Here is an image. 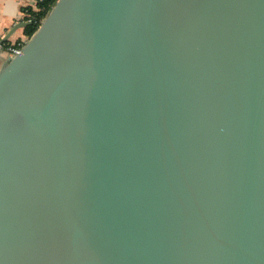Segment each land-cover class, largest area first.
<instances>
[{
	"label": "water",
	"instance_id": "1",
	"mask_svg": "<svg viewBox=\"0 0 264 264\" xmlns=\"http://www.w3.org/2000/svg\"><path fill=\"white\" fill-rule=\"evenodd\" d=\"M0 264H264V0H56L0 67Z\"/></svg>",
	"mask_w": 264,
	"mask_h": 264
},
{
	"label": "crops",
	"instance_id": "2",
	"mask_svg": "<svg viewBox=\"0 0 264 264\" xmlns=\"http://www.w3.org/2000/svg\"><path fill=\"white\" fill-rule=\"evenodd\" d=\"M35 0H0V37L2 38L11 27L22 21H27V7L34 4ZM24 27L18 28L10 37L8 42L14 43L17 40H25ZM9 53L6 46L0 47V67L7 60Z\"/></svg>",
	"mask_w": 264,
	"mask_h": 264
},
{
	"label": "trees",
	"instance_id": "3",
	"mask_svg": "<svg viewBox=\"0 0 264 264\" xmlns=\"http://www.w3.org/2000/svg\"><path fill=\"white\" fill-rule=\"evenodd\" d=\"M56 0H35L34 4H31L27 7L28 15L27 21H30L28 25L24 27L25 36L28 38L39 26L41 20L46 16L51 7L55 4ZM20 40H17L14 43H17ZM1 42V37H0ZM5 46L11 45L12 43L2 42Z\"/></svg>",
	"mask_w": 264,
	"mask_h": 264
},
{
	"label": "built area",
	"instance_id": "4",
	"mask_svg": "<svg viewBox=\"0 0 264 264\" xmlns=\"http://www.w3.org/2000/svg\"><path fill=\"white\" fill-rule=\"evenodd\" d=\"M25 40H20L17 43H12L11 45L6 46V49L9 55H15L21 52L22 46L24 45ZM4 43L0 42V47H2Z\"/></svg>",
	"mask_w": 264,
	"mask_h": 264
},
{
	"label": "rangeland",
	"instance_id": "5",
	"mask_svg": "<svg viewBox=\"0 0 264 264\" xmlns=\"http://www.w3.org/2000/svg\"><path fill=\"white\" fill-rule=\"evenodd\" d=\"M28 15V14H27Z\"/></svg>",
	"mask_w": 264,
	"mask_h": 264
}]
</instances>
